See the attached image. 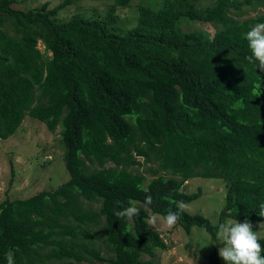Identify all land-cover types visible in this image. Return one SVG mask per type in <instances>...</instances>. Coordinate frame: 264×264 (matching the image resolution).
Returning <instances> with one entry per match:
<instances>
[{
	"label": "trees",
	"instance_id": "trees-1",
	"mask_svg": "<svg viewBox=\"0 0 264 264\" xmlns=\"http://www.w3.org/2000/svg\"><path fill=\"white\" fill-rule=\"evenodd\" d=\"M68 1L21 9L0 0V138L25 114L49 130L59 124L69 173L54 188L0 200V264L8 252L15 264H158L155 249L167 242L145 219L198 197L200 187L183 188L196 175L223 178L225 203L216 224L183 211L186 232L198 224L215 236L227 216L264 218V72L246 60L244 39L264 12L237 13L264 0L141 1L124 30L115 26L116 6L130 0H113L100 16L56 19ZM185 17L213 31L184 28ZM138 156L169 174L147 179L131 167ZM129 200L139 216L118 219ZM98 227L106 257L93 245ZM209 260L220 264L217 246Z\"/></svg>",
	"mask_w": 264,
	"mask_h": 264
},
{
	"label": "rangeland",
	"instance_id": "rangeland-1",
	"mask_svg": "<svg viewBox=\"0 0 264 264\" xmlns=\"http://www.w3.org/2000/svg\"><path fill=\"white\" fill-rule=\"evenodd\" d=\"M62 1L15 0L13 5L21 9H28L39 7L43 2H47V6L52 7ZM208 1L210 0H205V2ZM111 2L113 0H70L58 8L54 16L58 20L67 19L75 12L83 16H100ZM139 2L157 5L160 1L130 0L126 5H117L116 11L119 16L115 22L116 27L124 30L134 24ZM261 11L264 12V5L257 10L251 7H242L237 13L241 17H248ZM181 25L184 28L198 27L213 31L210 24L193 21L186 17L181 21ZM37 46L44 50V44L40 39ZM46 52L50 54L49 51ZM64 149L59 124L54 130H49L44 121L25 114L21 124L12 134L6 138H0V200L6 196L11 198L28 196L44 188H54L66 180L69 173L64 163ZM137 158L141 163L131 167L133 170L143 172L147 179L159 173L169 174V171L161 168L156 160L145 161L141 156ZM198 187L201 189V194L186 202L188 205L186 210L201 212L212 223H218L220 211L225 203L226 185L223 178L196 175L187 178L183 185L184 190L188 192L194 191ZM148 212H151L149 208ZM228 220L240 223L248 220L253 231H257L258 235L264 234V218L260 220L248 217L235 219L231 216L224 218V222ZM156 229L160 231L167 242L166 248L155 249L158 264H210L209 253L212 248L217 246L219 250L222 246V241L217 238V232L215 236H212L202 225L193 224L189 232H186L178 222L170 229L163 224ZM97 230L100 233V238L94 241L93 245L99 249L102 256L106 257L110 254V250L104 240L103 229L98 227ZM261 255L264 256V251ZM144 257H149V255L144 254ZM54 261L51 260V262ZM81 264L108 263L105 260L89 259ZM220 264H225L222 258H220Z\"/></svg>",
	"mask_w": 264,
	"mask_h": 264
},
{
	"label": "clouds",
	"instance_id": "clouds-1",
	"mask_svg": "<svg viewBox=\"0 0 264 264\" xmlns=\"http://www.w3.org/2000/svg\"><path fill=\"white\" fill-rule=\"evenodd\" d=\"M244 39L248 42L250 55L246 56L249 64H254L256 69L264 72V23L253 25L244 34ZM167 199V197H165ZM151 196L145 197V204H151ZM176 210L169 208L166 214L151 213L146 217L147 226L156 228L159 225H166L169 229L176 225L180 215L188 207L183 201H176ZM140 208L137 202L129 200L128 206L122 210H117L114 215L118 219L139 216ZM258 216L264 217V204L260 205ZM217 238L222 241V246L218 250V255L225 264H264V256L261 255V243L257 231L252 230V225L248 220L243 223L228 220L219 223L217 226ZM6 264H15V257L12 252L6 254Z\"/></svg>",
	"mask_w": 264,
	"mask_h": 264
}]
</instances>
